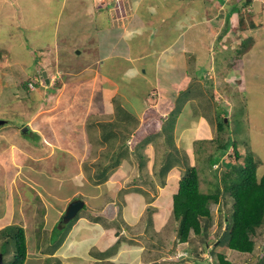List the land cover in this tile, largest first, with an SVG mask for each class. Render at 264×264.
Instances as JSON below:
<instances>
[{
    "label": "crops",
    "instance_id": "1",
    "mask_svg": "<svg viewBox=\"0 0 264 264\" xmlns=\"http://www.w3.org/2000/svg\"><path fill=\"white\" fill-rule=\"evenodd\" d=\"M17 1L0 0L11 13L6 15L11 24L14 17L11 7ZM20 3L26 5V14L38 18L28 22L30 27L46 26L44 20L49 11L53 5L57 8L61 34H54L51 48L55 49L56 60L63 63V69L58 75L61 81L56 96L45 95L52 83L43 76L45 92L35 99L39 107L24 123L27 130L22 133L38 138L37 146L33 151L27 143L17 146L18 153L24 156L18 163L26 175L23 180L29 182L27 186L34 188L40 200L32 202L25 193L21 195L22 203L16 211L21 217L12 214L7 225H0V230L12 224L23 229L26 247L23 264H151L168 251L162 248L174 237L168 222L172 196L184 170V165L174 164L162 173L167 163L165 154L169 153L168 160L173 162L178 156L182 160L178 154L182 151L194 166L196 142L204 137L210 143L217 137L218 117L214 110L210 119L206 112L202 114L193 107L196 99L191 101V97L182 95L193 84L201 85L197 93L201 95L207 81L199 75L202 72L199 73L198 53L202 46L193 51L186 43L198 38V32L202 31L198 26L204 24L207 33L212 34L211 44L223 38L234 40L238 46L240 41L252 38L245 34L247 28L262 22L264 0H253L246 6L251 19L242 15L245 22L241 24L242 30L238 0H119L118 4L112 0L102 3L20 0ZM232 8L239 13L237 16L231 14ZM191 27L196 30L192 41H187ZM33 45L36 52H42L44 46ZM212 53L218 58L220 55L228 58L219 50L208 52ZM146 61L153 66L147 67ZM206 61L210 64L211 58ZM81 63L86 65L78 67H82L79 71L72 69ZM215 64L204 71L203 78L211 79V84L216 79L211 74L217 73L213 71ZM148 68L152 71L151 79L146 75ZM70 70L72 81L66 78ZM188 75L191 80L186 82ZM73 87L76 95L71 91L70 96L65 94V90ZM150 90L157 95L156 101L151 99ZM62 102L76 115L62 123L61 130L53 128L49 137L47 130L54 127L55 119L47 113L54 112ZM210 102L211 107L218 106L211 98ZM227 115L223 111L220 117ZM37 116L41 120H36ZM172 117L173 125L167 124ZM49 122L52 124L44 127ZM21 127H16L18 133ZM13 132L16 134L15 129ZM14 165L17 166L15 162ZM14 177L11 185L15 183ZM42 181L55 185L53 191L40 189ZM56 184L64 188L63 194ZM74 200H81L82 208L65 225L61 216ZM35 203L40 209L55 208L53 220L58 227L65 228L64 235L60 232L53 236L51 226L56 222L47 224L51 215L47 212L40 215L43 221L39 220ZM183 249L188 251L186 247ZM159 260L164 262L157 264H172L168 253Z\"/></svg>",
    "mask_w": 264,
    "mask_h": 264
},
{
    "label": "rangeland",
    "instance_id": "2",
    "mask_svg": "<svg viewBox=\"0 0 264 264\" xmlns=\"http://www.w3.org/2000/svg\"><path fill=\"white\" fill-rule=\"evenodd\" d=\"M3 5L4 4L0 3V8ZM229 6L230 3L226 6L227 9ZM11 8H13L14 14L13 20H11L12 24L7 20L6 15L10 16L11 14L7 7L0 9V119L11 121V123L8 122L9 126L4 125L0 128V225L2 226L8 224L7 221L12 214L13 216L21 217V214L16 212L18 204L22 203L20 200L21 195L25 193V196L30 198L32 202L40 200L35 193L34 188L32 186H27L29 182L23 180V178H26V175L21 168L19 169L18 163L19 161L24 160V156L18 153L17 146L20 143H27V146L31 148V151H33V147L37 146L38 138H32L28 133H22L21 130L26 128L24 123L27 122V119H29L30 116L36 113L39 107L36 104L37 100L35 99L45 92L44 85L46 84L45 78L42 77V72H45L46 79L52 83L51 86L47 88L48 92L45 93V95L52 97L56 96V92L59 91L57 88L61 80L58 75H61V69H63V63L60 60H56L55 49L51 48L54 45V34H61V32H58L57 27V8L53 5L51 11H49L50 14H48L44 20L45 23L47 22L46 26L43 24H36L31 27L28 22H34L38 20V18L31 16V14H26V5L24 6V4L20 3V0H18L14 7ZM233 9L234 8L230 9L232 10L231 14H236L237 16V11ZM245 10L249 11V9ZM263 15L264 14L261 16ZM6 20L7 22H5ZM63 20L64 19H62V21ZM260 21L262 22L259 23L256 21L258 22L256 27H248L245 32V34H249L253 38L254 44L241 60H236L235 56L236 53L234 48L238 47L236 45L237 42L234 40L227 41L220 38V40H216V43L211 44L210 38H212V34L209 35L207 33L204 24L198 26L202 31L198 32L199 35L196 40L192 41L196 27L190 28L189 33L187 34L189 37L186 38L187 41L191 40L192 43L197 44L192 46L191 42L186 43L193 49V51H196L197 48L202 46V50H199L200 52L198 51L201 65L199 73L202 72L199 75L204 77V71L207 70L210 65L213 66L214 63L216 64L213 67V71H217V73H211L217 80L212 79L214 84H211L210 80L204 83L206 87L203 90V93L199 95L201 99L195 101L193 107L200 110L202 114L206 112L210 119L213 118L211 110H214L213 112L217 117L223 113V111L228 114L226 116L228 121L224 126L223 132L230 135L232 143L238 147V150L240 151L239 162L243 161V157L246 154H253L254 158L256 156L260 161L261 164L257 170L258 176H261L264 172V18ZM101 25L103 26L105 24ZM97 27L99 28L100 26ZM60 28H62V26H60ZM35 43L44 46L42 52H36L37 49L33 45ZM216 50H219L220 53L223 52L224 56H227L228 58L221 57V55L219 58L215 57L214 53H212V55L208 54V52H214ZM208 57L211 58L210 64L206 61L208 60ZM78 61H80V58ZM146 63L148 65L147 67L153 66L148 61H146ZM82 65L83 63L78 66L74 65L72 69L76 68L75 71H79L86 64ZM11 66H15V68ZM80 66L82 67L78 68ZM5 68H9L10 71L8 69V72H6ZM66 73L69 75L66 78L72 81L71 70ZM72 75L76 76L75 73ZM77 75L79 74L77 73ZM146 75L151 79L152 71L150 68H148ZM57 79L59 80L58 82ZM190 80L191 76L188 75L186 82ZM22 82H26V85L23 86ZM70 89L65 90V94L68 93V96H70L71 91V93H75L74 95H76V89L74 87L71 90ZM95 90L99 91L97 88ZM151 91L153 90H150V92ZM208 92L212 94L211 100L215 102L214 104L218 105L215 106V108L211 107V94H208ZM10 93H12V97L10 96ZM7 94L9 95L7 96ZM182 95L189 98L192 96V91L188 89L187 93ZM225 97L226 99H223ZM198 101L200 102L197 103ZM63 104L64 103L62 102V105H60L54 112L47 113V116H52L51 119H55L54 127L51 126L47 130V132H49V137H52L50 132L53 128L61 130V124H64L67 120L69 121L76 115L71 107L66 109L68 105L63 106ZM25 116H27V118H25ZM36 120H41V116H37ZM51 124L52 123L49 122L44 125V127ZM16 127H21L20 133H18L19 131ZM13 129H15L16 134H14ZM58 130L56 131L60 132ZM223 132L219 133L217 131L218 137H215L210 143H206L207 141L202 137V139H199L198 142H196V145H194V166H196V169L198 170L200 190L202 192H213L217 183H220L219 180L223 172L230 168V162L223 158L222 161H220V167L215 174V171L209 168L206 162L208 155L215 153L218 141H223L227 138L226 134H223ZM21 136H23L22 139ZM231 150L232 149L230 148L229 151ZM14 162L17 166L14 165ZM7 165L10 167L5 170L3 167ZM2 177L4 180L1 181ZM13 177L15 178V183L14 185H11V179ZM43 184L45 185L43 186ZM59 186L60 185L56 184L57 189L59 188V192L63 194L65 192L64 188H60ZM38 187H40V189L49 188L53 191L55 185L52 186L49 182L42 181ZM219 188L221 189V187ZM16 192H18L17 195ZM228 198L229 197L227 196V204H222V198L220 199L223 206L220 205V203H211L210 205L212 213L210 222L212 228L211 230L210 228L208 229V247H206L205 252H210V248L213 247L212 252H222L224 257L231 264H256V256L259 254L258 248L264 246V231L255 236V249L248 255L232 251L228 249L225 244H221L220 247H215V245H213L215 237L213 232L216 229V224L223 215H226L225 208L231 205L230 199ZM44 199L46 202H49L48 197L44 196ZM34 206L35 209H37L38 216L36 215V217L39 220L43 221V218L40 217V215H45V212H47L51 213L47 218V224L50 225L56 222L53 220L55 219L54 216H52L55 212L53 206H50L47 209H40L37 203H35ZM219 210H221L220 213ZM157 219L160 222V218ZM230 220L231 217L229 221ZM18 227L21 228L20 226ZM56 227H58L57 222L51 226L54 233L57 231ZM171 229L172 227H170V230ZM58 234L59 233L56 232L53 236L55 237ZM209 236H211V238H209ZM38 238L39 236H36V240H38ZM160 238L161 237H159V239ZM173 238L175 239V237H172L171 240H173ZM194 238L197 240L198 237L194 236ZM36 243L38 245V242ZM179 245L180 248L170 254L171 262L175 261L177 264H180L181 262V264H206L205 261L202 260L192 261V257L190 262L186 260L188 257L192 256V254L186 249H183L182 246L188 248L187 246L189 245ZM195 246L199 247L197 244ZM199 248H201V246ZM5 250L4 263L12 264V260L14 261L15 258L13 257L15 249L11 242L6 246ZM203 256L205 257L206 253H204ZM214 259L215 258L213 257V261H210V264H216ZM159 262L164 261L159 260Z\"/></svg>",
    "mask_w": 264,
    "mask_h": 264
},
{
    "label": "trees",
    "instance_id": "3",
    "mask_svg": "<svg viewBox=\"0 0 264 264\" xmlns=\"http://www.w3.org/2000/svg\"><path fill=\"white\" fill-rule=\"evenodd\" d=\"M252 1L253 0H238L237 6L240 12L238 18L240 19L239 28L241 30L244 29L241 24L245 25L242 19L243 11H241V9H244V16L250 17L251 19L250 12L246 11L245 8L250 5ZM253 43L254 40L250 37L241 41L235 50L236 60H241V58L253 47ZM11 67L15 68V66ZM8 69L9 68H5V71L8 72ZM193 79L194 78H192V80ZM202 79L208 82V77H202ZM22 85H26V82H22ZM197 85L199 84H193L192 90L190 89V91H192L191 101L195 99L198 100L199 95L197 93L201 85ZM208 94L211 93L208 92ZM210 98H212V94ZM227 121L228 119L224 121V117L218 116L217 131L219 133L223 132ZM168 123L173 125L174 117L169 119L167 121V124ZM223 134H226L227 138L223 141H218L215 153L209 154L206 162L209 168L215 171V174L223 158L230 162V168L223 172L219 180L220 183H217L213 192H202L200 190L198 170L196 166H191L184 152L178 151L182 160H179L177 154L178 157H174L175 161L173 160V162L168 160L169 153L165 154L167 163L165 165V170L164 168L162 169V173H165V171L174 164L184 165V170L178 179L177 190L172 196V208L168 222V227H172L175 239H169V244L164 245L162 248L168 251L162 254L174 253L180 248L179 244H188L189 246H187V249L192 254V256L186 259L189 262L192 257V261L202 260L205 261L206 264H210V259L212 260L214 257L216 264H231L224 257L222 252H212L213 247L210 248V252H205L206 247H208V229L210 228L211 230L212 228L210 222L212 217L210 205L211 203H220V205L224 203L227 204V196L229 197L228 199H230L231 205L225 208L226 215L222 214L223 216L216 224V229L213 232L215 234L213 245H215V247H220L221 244H225L228 249L246 255L254 251L255 236L264 231V172L261 176H258L257 170L261 163L256 156L254 158L253 154H246L243 157V161L239 162L240 151L238 147L232 143L230 135L226 132H223ZM230 148L232 152L229 151ZM219 187H221V189ZM220 199L222 200V204ZM220 211L221 210H219V213ZM230 217L231 220L229 221ZM68 224L69 223L65 225ZM56 230L58 233L61 232L62 235L65 234V228L56 227ZM223 231L225 234L222 240H219ZM55 233L54 230H52V234ZM194 236L198 237L197 240H195ZM209 238H211V236H209ZM10 242L15 249V254L13 253V257L15 258L14 261L12 260V264H23L26 257V247L22 228L12 225L0 230V254H2L3 262L6 252L5 248ZM196 244L199 245V247L201 246V248L195 246ZM182 247L184 248L186 246ZM258 250L259 254L256 256L255 260L257 261L256 264H264V246L259 247ZM204 253H206L205 257L203 256ZM162 254L153 259L151 264H157L156 262L162 257ZM172 264L177 263L172 261Z\"/></svg>",
    "mask_w": 264,
    "mask_h": 264
},
{
    "label": "water",
    "instance_id": "4",
    "mask_svg": "<svg viewBox=\"0 0 264 264\" xmlns=\"http://www.w3.org/2000/svg\"><path fill=\"white\" fill-rule=\"evenodd\" d=\"M45 75H46L45 72H42V76H45ZM6 123H7V120L0 119V127L4 126ZM26 130L27 128H23L21 131L25 132ZM82 205H83V202L81 200H74V201L69 202L67 208L65 209L63 215L61 216V219H60L61 223L67 224L68 222L73 220L76 217L78 211L82 208ZM224 234L225 233L223 231L219 237V240H222ZM0 264H4L2 254H0Z\"/></svg>",
    "mask_w": 264,
    "mask_h": 264
},
{
    "label": "clouds",
    "instance_id": "5",
    "mask_svg": "<svg viewBox=\"0 0 264 264\" xmlns=\"http://www.w3.org/2000/svg\"><path fill=\"white\" fill-rule=\"evenodd\" d=\"M110 1V0H109ZM113 2H116V4H118V1L119 0H112ZM43 77V76H42ZM151 99H154L155 101L157 100V95L155 94V92H153L152 94H151ZM228 118L227 117H224V120L226 121ZM8 123V122H7ZM6 125V124H5ZM210 261H213V260H211L210 259Z\"/></svg>",
    "mask_w": 264,
    "mask_h": 264
},
{
    "label": "built area",
    "instance_id": "6",
    "mask_svg": "<svg viewBox=\"0 0 264 264\" xmlns=\"http://www.w3.org/2000/svg\"><path fill=\"white\" fill-rule=\"evenodd\" d=\"M96 1H98V2H100V3L104 2V0H96Z\"/></svg>",
    "mask_w": 264,
    "mask_h": 264
},
{
    "label": "flooded vegetation",
    "instance_id": "7",
    "mask_svg": "<svg viewBox=\"0 0 264 264\" xmlns=\"http://www.w3.org/2000/svg\"><path fill=\"white\" fill-rule=\"evenodd\" d=\"M7 122H8V120H7ZM8 123H6V125H7ZM3 126H1L0 128H2Z\"/></svg>",
    "mask_w": 264,
    "mask_h": 264
}]
</instances>
